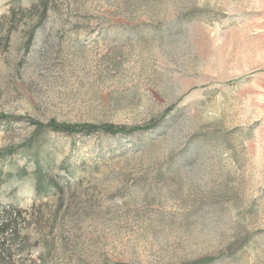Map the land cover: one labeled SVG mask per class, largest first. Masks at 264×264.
Segmentation results:
<instances>
[{"label":"rangeland","instance_id":"obj_1","mask_svg":"<svg viewBox=\"0 0 264 264\" xmlns=\"http://www.w3.org/2000/svg\"><path fill=\"white\" fill-rule=\"evenodd\" d=\"M0 243V264H264V0H0Z\"/></svg>","mask_w":264,"mask_h":264},{"label":"trees","instance_id":"obj_2","mask_svg":"<svg viewBox=\"0 0 264 264\" xmlns=\"http://www.w3.org/2000/svg\"><path fill=\"white\" fill-rule=\"evenodd\" d=\"M30 121L35 126L36 130L44 129V130H49V131H53L56 133H65V134L81 133L84 135H89V134H93L96 132H102V133H108V134H115L118 132H126V131L129 132V130L128 129L125 130L124 127H116V126L114 127L111 125L68 124V123L56 122L54 120H50L47 122H41V121H38L35 119H30ZM49 160L50 159H47V161L44 162V163H46L45 166H46L47 170L51 165ZM39 163L40 162L38 161L37 162V168L35 169V177H34L35 187H36V190L38 192L42 191V190H47V189H44L45 174L43 172V169L39 167V166H41ZM56 184L57 183L53 178H50L48 183H47L48 188L50 186H55ZM5 226H6V224H5ZM2 242H4V240ZM0 244H1L0 247L4 245V243H0ZM184 264H195V263H184Z\"/></svg>","mask_w":264,"mask_h":264}]
</instances>
